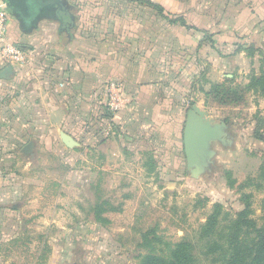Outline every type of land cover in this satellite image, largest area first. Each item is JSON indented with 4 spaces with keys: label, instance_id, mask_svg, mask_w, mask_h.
I'll return each mask as SVG.
<instances>
[{
    "label": "rangeland",
    "instance_id": "rangeland-1",
    "mask_svg": "<svg viewBox=\"0 0 264 264\" xmlns=\"http://www.w3.org/2000/svg\"><path fill=\"white\" fill-rule=\"evenodd\" d=\"M97 1L100 4L94 6H105L106 0ZM112 2L125 7L124 16H118L119 25L124 23V39H140L142 45L163 34L165 23L178 20L169 19L157 7L155 15L148 0ZM116 16L102 14L99 22L113 23ZM252 23L253 33L231 39L247 46L220 51L204 45L200 49L206 57L189 49L182 59L171 62L168 53L158 52L157 66L167 73L165 83L173 85L160 84L167 89L162 103L166 113L153 122L152 132L141 128L129 144L108 136L110 142L100 141L88 154L81 152L80 158L42 160L49 167L39 177L49 203L44 214H55V221L44 223L43 238L25 233L18 240L2 241V258L12 264H139L146 251L139 245L142 235L153 230L161 239L156 247L159 254L186 238L200 264H218L204 256L207 239L200 237L201 225L216 203L230 215L240 210L243 193H251L252 217L263 226L264 186L258 175L264 164V124L258 118H264V96L248 89L247 83L260 67L264 70V21L258 16ZM204 44H209L206 38ZM170 65L182 70H170ZM217 83L233 91L224 103L212 92ZM195 104L211 123L225 127L222 140L210 143L213 155L203 172L193 176L186 167L179 131L187 110ZM56 186L59 191L50 193ZM53 199H58L54 206ZM101 202L106 203L107 223L95 222L93 207Z\"/></svg>",
    "mask_w": 264,
    "mask_h": 264
},
{
    "label": "crops",
    "instance_id": "crops-1",
    "mask_svg": "<svg viewBox=\"0 0 264 264\" xmlns=\"http://www.w3.org/2000/svg\"><path fill=\"white\" fill-rule=\"evenodd\" d=\"M148 1L161 6L169 19L178 20L165 23L163 34L149 38L145 45L140 39H124V23L119 25L118 16H124L125 7L113 5L112 0H106L102 8L94 6L100 4L97 0H62L57 20L44 16L34 26L30 20L47 4L29 6L21 19L9 11V37L20 44L25 59L9 63L0 55V244L25 233L43 238L44 223L55 221V214H44L49 203L39 177L49 167L42 160L80 158L81 152L88 154L100 141L107 143L117 136L129 144L141 128L152 132L153 122L166 113L162 103L167 89L160 84L173 85L165 83L167 73L157 66L158 52L168 53L171 62L182 59L189 49L201 52L204 45L220 51L221 47L247 46L231 39L253 33L256 25L252 22L258 16L264 21V0ZM150 8L157 15V9ZM102 14H115L116 20L103 24ZM204 38L209 44H204ZM194 43L197 46L190 47ZM111 83L128 103L106 117L101 101ZM108 125L111 130L106 134ZM183 127L184 122L179 131L182 148ZM58 191L56 186L50 193ZM1 248L0 264H12L2 258Z\"/></svg>",
    "mask_w": 264,
    "mask_h": 264
},
{
    "label": "trees",
    "instance_id": "trees-1",
    "mask_svg": "<svg viewBox=\"0 0 264 264\" xmlns=\"http://www.w3.org/2000/svg\"><path fill=\"white\" fill-rule=\"evenodd\" d=\"M150 5L162 11L161 6ZM180 24L188 27L183 21H180ZM259 71V74L253 73L250 76L247 88L264 96V70L260 67ZM212 92L215 95L219 94L223 103L229 99L230 94H233L232 89L220 83L212 86ZM103 115L109 117L111 114L104 111ZM258 120L264 124V118L259 117ZM258 179L260 185L264 186V164L260 166ZM230 183L233 184L234 180ZM251 197V193H243V207L233 215L223 212L220 204L213 205L200 228V237L207 239L204 256L211 257L213 262L218 264H264V224L257 226L256 220L252 217ZM105 204L101 202L94 205L95 222H108L103 216L107 211ZM142 237L139 245L146 251L142 254L139 264H200L193 245L186 238L174 242L167 253L159 254L156 247L161 243L160 236L149 230L143 233Z\"/></svg>",
    "mask_w": 264,
    "mask_h": 264
},
{
    "label": "water",
    "instance_id": "water-1",
    "mask_svg": "<svg viewBox=\"0 0 264 264\" xmlns=\"http://www.w3.org/2000/svg\"><path fill=\"white\" fill-rule=\"evenodd\" d=\"M4 2L8 10L19 19L22 14L27 15L29 6H36L38 2L47 4L48 7L44 11H40L30 20V24L34 26L44 16L57 20L56 10L60 7L62 0H4ZM59 20L61 21L60 18ZM224 127V123H211L206 118L205 112L196 104L187 110L182 134L183 151L186 167L193 176L203 172L207 160L213 155L210 143L222 140Z\"/></svg>",
    "mask_w": 264,
    "mask_h": 264
},
{
    "label": "built area",
    "instance_id": "built-area-1",
    "mask_svg": "<svg viewBox=\"0 0 264 264\" xmlns=\"http://www.w3.org/2000/svg\"><path fill=\"white\" fill-rule=\"evenodd\" d=\"M10 13L4 0H0V55L9 63H20L24 61L25 55L20 44L14 42L9 37ZM128 103V98L123 96L120 89L114 84H109L101 101L103 111L114 114L123 109ZM101 112V110H99ZM111 125L104 128L105 133H109Z\"/></svg>",
    "mask_w": 264,
    "mask_h": 264
},
{
    "label": "flooded vegetation",
    "instance_id": "flooded-vegetation-1",
    "mask_svg": "<svg viewBox=\"0 0 264 264\" xmlns=\"http://www.w3.org/2000/svg\"><path fill=\"white\" fill-rule=\"evenodd\" d=\"M21 16H25V15L22 14Z\"/></svg>",
    "mask_w": 264,
    "mask_h": 264
}]
</instances>
